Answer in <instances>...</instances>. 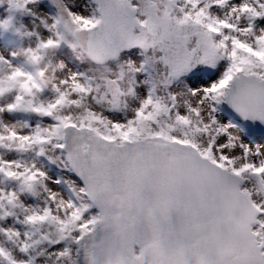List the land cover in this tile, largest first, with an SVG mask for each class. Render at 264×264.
Masks as SVG:
<instances>
[{"label":"snow or ice","instance_id":"1","mask_svg":"<svg viewBox=\"0 0 264 264\" xmlns=\"http://www.w3.org/2000/svg\"><path fill=\"white\" fill-rule=\"evenodd\" d=\"M7 3L0 264H264V0Z\"/></svg>","mask_w":264,"mask_h":264},{"label":"rangeland","instance_id":"2","mask_svg":"<svg viewBox=\"0 0 264 264\" xmlns=\"http://www.w3.org/2000/svg\"><path fill=\"white\" fill-rule=\"evenodd\" d=\"M13 14L8 3L7 0H0V19H3L5 17H7L8 15ZM15 15H17L18 17L21 16V13H15ZM25 20L28 19L27 16L23 17ZM12 38L11 34H0V40H4V39H10Z\"/></svg>","mask_w":264,"mask_h":264}]
</instances>
